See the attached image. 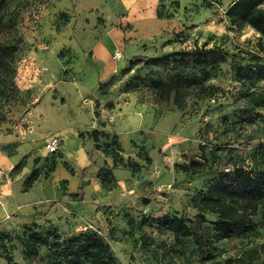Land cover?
<instances>
[{
    "label": "rangeland",
    "instance_id": "374dc122",
    "mask_svg": "<svg viewBox=\"0 0 264 264\" xmlns=\"http://www.w3.org/2000/svg\"><path fill=\"white\" fill-rule=\"evenodd\" d=\"M234 1L6 0L0 45L12 54L9 69L0 71V157L17 156L13 165L0 164V264L6 258L40 264L26 259L13 239L33 231L61 239L96 232L117 264H199L191 240L183 253L168 250L173 235L140 222L172 213L193 216L194 202L218 171L259 168L264 108L247 97L262 93L264 81H238L235 69L264 61V35L229 23L226 12ZM259 9L264 12V3ZM194 47L218 48L225 57L196 67L185 54ZM133 56L165 60L129 65ZM186 73L220 92L183 90L177 106L172 94L151 87L152 81L167 87ZM93 128L106 138L92 152L94 165L79 201L72 194L81 184V168L63 149L49 154L45 145L52 136L65 145L82 133L85 147V133ZM113 135L120 145L116 155L137 168L112 167L102 149ZM188 158L206 161L208 168L184 175L178 166ZM101 167L111 172L110 180L97 177ZM33 170L38 178L26 189ZM204 217L205 226L215 220ZM215 246L218 264H264L262 228ZM38 253L45 258L49 250L40 246Z\"/></svg>",
    "mask_w": 264,
    "mask_h": 264
},
{
    "label": "trees",
    "instance_id": "16d2710c",
    "mask_svg": "<svg viewBox=\"0 0 264 264\" xmlns=\"http://www.w3.org/2000/svg\"><path fill=\"white\" fill-rule=\"evenodd\" d=\"M5 2L6 0H0V8ZM263 3L264 0H235L226 12L229 23L237 27L248 25L264 35V12L259 9ZM11 50V47L0 45V71L9 69L8 59L12 54ZM185 54L196 67L215 65L225 57V53L218 48L194 47ZM164 60V57L133 56L128 64L157 65ZM235 77L238 81H264V61L256 65L237 67ZM151 87L158 94H166L168 98L172 94L173 102L177 106H180V94L183 90L187 93L208 92V95L220 92L218 87L202 85L189 73L176 75L173 83L167 87H162L156 81L151 82ZM247 98L254 107L264 108V91L257 96ZM85 135L90 141L91 153L88 156V166L81 170L79 189L72 194L79 201L83 200L84 182L88 170L94 165L92 152L100 150L99 140L102 137L106 138V134L99 128L90 129ZM77 137L81 139L83 134L78 133ZM119 149L117 137L113 135L110 143H105L103 146L102 153L111 158L112 167L122 165L129 169L137 168V165L131 164L128 159L123 162L122 158L116 155ZM146 162L150 160L146 158ZM258 162L259 168L245 169L242 166H234L231 170L224 168L223 171H218L216 180L207 188L205 194L194 202L193 206L197 212L193 216L185 218L177 213L164 214L148 220L142 217L140 223L150 222L158 231L171 233L174 243L168 247V250H174L177 247L178 252L183 253L188 240H191L198 254L199 264H218L213 262L216 252L215 244L245 236L257 229H264V145L259 146ZM207 165L206 161L199 162L188 158L185 164L178 166V169L184 175H194L208 168ZM67 170L71 175L73 174L72 169ZM96 174L103 181L112 178L111 172L103 167L97 169ZM37 178L38 172L33 170L26 180V189L30 188ZM55 204L54 202L42 215L46 217ZM206 213L214 215L215 220L205 226L204 214ZM13 239L21 242L26 259L36 260L40 264H117L108 242L102 235L93 231H83L66 239H61L52 232L41 234L33 231L26 236L13 237ZM40 246H47L49 250L45 258L38 253ZM5 260L6 264H12L10 258Z\"/></svg>",
    "mask_w": 264,
    "mask_h": 264
},
{
    "label": "crops",
    "instance_id": "0c3cea01",
    "mask_svg": "<svg viewBox=\"0 0 264 264\" xmlns=\"http://www.w3.org/2000/svg\"><path fill=\"white\" fill-rule=\"evenodd\" d=\"M62 149L65 156L70 157L78 164V169L81 168L82 170L83 168L88 166L89 160L87 158V150L90 149V145L88 144L87 146L82 147L79 143V138L77 137V135H73L71 141L67 139L65 141V145H63L62 143L60 151H62ZM16 156H14V154L10 156L4 155L0 157V164L13 165V163H15L16 161Z\"/></svg>",
    "mask_w": 264,
    "mask_h": 264
},
{
    "label": "built area",
    "instance_id": "2783aa9c",
    "mask_svg": "<svg viewBox=\"0 0 264 264\" xmlns=\"http://www.w3.org/2000/svg\"><path fill=\"white\" fill-rule=\"evenodd\" d=\"M118 57H120L119 54H117ZM62 145V140L60 137L58 136H52L48 139L45 147H46V152L49 154H53L56 153L60 150V147ZM0 174H2V172L0 171Z\"/></svg>",
    "mask_w": 264,
    "mask_h": 264
}]
</instances>
